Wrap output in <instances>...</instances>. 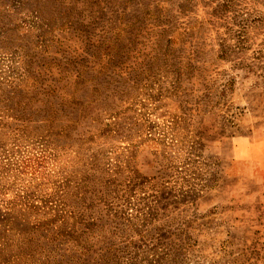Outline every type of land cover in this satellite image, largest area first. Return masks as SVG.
Segmentation results:
<instances>
[{
  "label": "rangeland",
  "instance_id": "1",
  "mask_svg": "<svg viewBox=\"0 0 264 264\" xmlns=\"http://www.w3.org/2000/svg\"><path fill=\"white\" fill-rule=\"evenodd\" d=\"M263 128L264 0H0V264H264Z\"/></svg>",
  "mask_w": 264,
  "mask_h": 264
},
{
  "label": "crops",
  "instance_id": "2",
  "mask_svg": "<svg viewBox=\"0 0 264 264\" xmlns=\"http://www.w3.org/2000/svg\"><path fill=\"white\" fill-rule=\"evenodd\" d=\"M262 133L264 134V131H262ZM245 147V150H240L237 146L234 147L232 158L236 162L240 159L244 161L248 160L244 163L247 170L246 173L249 175L246 178H251L255 182L264 183V137L259 141L250 142V144ZM256 154H260V157H257Z\"/></svg>",
  "mask_w": 264,
  "mask_h": 264
}]
</instances>
